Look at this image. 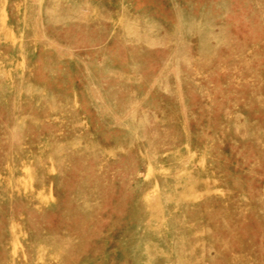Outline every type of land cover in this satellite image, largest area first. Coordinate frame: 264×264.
Masks as SVG:
<instances>
[{
  "label": "rangeland",
  "instance_id": "obj_1",
  "mask_svg": "<svg viewBox=\"0 0 264 264\" xmlns=\"http://www.w3.org/2000/svg\"><path fill=\"white\" fill-rule=\"evenodd\" d=\"M0 264H264V0H0Z\"/></svg>",
  "mask_w": 264,
  "mask_h": 264
}]
</instances>
